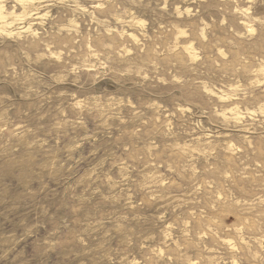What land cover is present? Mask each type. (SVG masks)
<instances>
[{
  "label": "rangeland",
  "instance_id": "rangeland-1",
  "mask_svg": "<svg viewBox=\"0 0 264 264\" xmlns=\"http://www.w3.org/2000/svg\"><path fill=\"white\" fill-rule=\"evenodd\" d=\"M31 2L0 0V264H264V0Z\"/></svg>",
  "mask_w": 264,
  "mask_h": 264
},
{
  "label": "bare ground",
  "instance_id": "bare-ground-1",
  "mask_svg": "<svg viewBox=\"0 0 264 264\" xmlns=\"http://www.w3.org/2000/svg\"><path fill=\"white\" fill-rule=\"evenodd\" d=\"M18 1H23V0H18ZM28 1L31 2L32 0H28ZM31 3H33V2H31ZM12 12H13V11H12ZM2 16H3V9L0 7V22L3 21V19H4ZM8 18H10V17H8ZM11 18H12V17H11ZM29 18H30V17H29ZM17 19H18V17H17ZM15 20H16V19H15ZM15 22H16V21H15ZM7 25H8V24H6V27H8ZM2 26H3V25H2ZM4 28H5V26H4ZM5 29H6V28H5ZM19 29H20V28H19ZM5 31H6V30H5ZM10 34H11V33H10ZM235 119H236V118H235Z\"/></svg>",
  "mask_w": 264,
  "mask_h": 264
}]
</instances>
